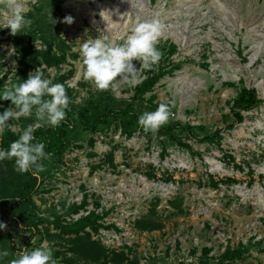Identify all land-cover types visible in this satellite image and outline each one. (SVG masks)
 Segmentation results:
<instances>
[{
	"label": "rangeland",
	"instance_id": "374dc122",
	"mask_svg": "<svg viewBox=\"0 0 264 264\" xmlns=\"http://www.w3.org/2000/svg\"><path fill=\"white\" fill-rule=\"evenodd\" d=\"M22 2L28 21L22 32L0 28V90L24 79L25 56L28 73L38 68L64 84L68 107L102 92L107 102L129 101L136 83L118 78L97 90L82 78L79 45L97 29L123 35L138 20L157 19L159 60L147 70L133 64L142 78L158 67L170 71L136 105L147 112L165 103L170 114L154 132L142 128L127 136L117 122L96 132L78 130L60 153L41 159L27 206L34 234L9 214L16 199H0V252L7 253L0 264L40 246L52 250L56 264H264V0ZM6 4L0 0V21L9 12ZM66 14L74 18L71 24L61 22ZM48 42L64 61L41 63L36 51ZM242 87L253 88L262 101L235 121L230 104ZM7 107H13L10 101L0 100V112ZM34 119L9 118L6 127L18 137ZM176 121L202 125L205 132L195 129L191 137L173 126ZM216 129L220 137L202 139ZM6 170L0 160V176ZM91 213L94 224L79 234L99 243L106 261L91 260V250L72 245L74 233H63ZM113 252L127 259L117 263Z\"/></svg>",
	"mask_w": 264,
	"mask_h": 264
},
{
	"label": "clouds",
	"instance_id": "9594fccd",
	"mask_svg": "<svg viewBox=\"0 0 264 264\" xmlns=\"http://www.w3.org/2000/svg\"><path fill=\"white\" fill-rule=\"evenodd\" d=\"M35 3V0H32ZM9 10L0 28L8 27L9 34L15 35L27 25L24 12L27 10L22 0H7ZM110 14V13H109ZM99 16L104 21L101 10ZM73 17L66 14L61 22L71 24ZM54 23V21H53ZM98 35L84 38L79 45L82 78L90 81L95 89L105 90L119 78L128 83H140L142 77L137 76V68L133 61H138L142 69H150L160 58V51L155 47L161 34V24L157 19L138 20L126 34H110V29H97ZM121 41V42H117ZM4 72H0L2 77ZM7 99L13 107H7L0 112V135L7 126L6 121L18 119L21 116L34 115V122L20 131L17 139L11 141L8 148H0V160H13L18 172L31 171L37 175L43 171V164L39 161L47 159L50 153L44 151L42 141H34L35 129L47 124L57 127L65 119V110L69 106V97L62 83H53L46 78L40 69L27 74L18 83L9 82L0 90V100ZM169 106L160 103L152 111L140 114L137 123L145 131H156L169 118ZM5 228L0 221V230ZM7 255L0 252V257ZM9 264H56L52 250L47 246H40L28 250H20Z\"/></svg>",
	"mask_w": 264,
	"mask_h": 264
},
{
	"label": "trees",
	"instance_id": "16d2710c",
	"mask_svg": "<svg viewBox=\"0 0 264 264\" xmlns=\"http://www.w3.org/2000/svg\"><path fill=\"white\" fill-rule=\"evenodd\" d=\"M31 14L32 12L29 11L27 17L31 16ZM35 28H37L36 25L31 27L29 30L30 35H33V30H35ZM52 48V42H48V44H46V49L36 51V54L41 58V63L43 62L51 66L64 61L63 53L61 51L54 53ZM20 62L23 65L22 68H20V74L21 77L25 79L31 64L29 59L25 56L21 58ZM166 71L169 72L170 69L166 70L165 68L158 67L156 72L148 71L141 82L135 84L133 94L129 98V101L125 100L120 102L117 101L116 98H111L110 101L107 102L105 100V94L102 92L99 94L98 98L89 100L76 108L68 107L65 110V119L61 121L57 127L41 126L35 129L33 132V142L42 141L45 145L44 151L46 153H60L68 143L70 136L78 130L96 132L108 127L113 122L119 124L123 134L127 136L132 135L134 132L142 129V126L137 123V118L140 114L144 113L143 110L136 105V101L141 100L144 94L150 91L158 80L166 74ZM261 101L262 99L258 97L253 88L242 87L237 97L230 104V111L234 120L241 121L243 118L242 111L253 108ZM113 103H117L118 105L115 107ZM173 126H177L181 128V130L186 131L191 137L195 129L205 132V128L202 125H192L189 123L182 125L179 121H176ZM219 132V129L211 133L206 131L202 139L204 141H212L214 136L220 137ZM17 138L18 137L12 134L6 127L4 133L0 135V148L7 149L9 143ZM5 163L7 167L6 173L0 176V199H16L8 210L9 214L13 219L19 220L32 235L36 232L37 228L36 225L30 226L31 221L27 215V206L31 202V195L35 189L36 178L31 174V171L23 173L16 171L13 160L5 159ZM93 214L94 213H91V215L80 218L71 225L66 226L63 233H74L75 236L69 238L72 245L82 244L84 249L91 250V260L96 262L106 261L108 255L104 248L99 243L90 241L88 233L85 235L79 234L83 227L94 224L91 217ZM93 228L96 229L97 225ZM229 249L230 246L228 245L226 248L227 252ZM71 251L79 252V249L73 246ZM207 251L208 249H205V252ZM82 253H84V251H82ZM238 254H240V252ZM113 256L112 260H115L117 263H121L123 260L127 259L124 252H113Z\"/></svg>",
	"mask_w": 264,
	"mask_h": 264
}]
</instances>
